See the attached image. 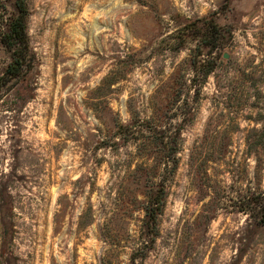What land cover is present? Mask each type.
<instances>
[{
  "label": "rangeland",
  "instance_id": "obj_1",
  "mask_svg": "<svg viewBox=\"0 0 264 264\" xmlns=\"http://www.w3.org/2000/svg\"><path fill=\"white\" fill-rule=\"evenodd\" d=\"M24 1L0 264H264V0Z\"/></svg>",
  "mask_w": 264,
  "mask_h": 264
},
{
  "label": "trees",
  "instance_id": "obj_2",
  "mask_svg": "<svg viewBox=\"0 0 264 264\" xmlns=\"http://www.w3.org/2000/svg\"><path fill=\"white\" fill-rule=\"evenodd\" d=\"M14 2L17 12L7 24V31L4 34L5 45L10 51V60L0 74V89L7 81L23 76L34 64V56L30 50L26 33L28 10L24 0H14ZM207 24L209 25L208 22ZM153 209L152 204L145 207L146 214L150 216L153 213L154 215ZM260 222H264V209H262Z\"/></svg>",
  "mask_w": 264,
  "mask_h": 264
},
{
  "label": "water",
  "instance_id": "obj_3",
  "mask_svg": "<svg viewBox=\"0 0 264 264\" xmlns=\"http://www.w3.org/2000/svg\"><path fill=\"white\" fill-rule=\"evenodd\" d=\"M224 56L226 57L227 56V53H224Z\"/></svg>",
  "mask_w": 264,
  "mask_h": 264
}]
</instances>
